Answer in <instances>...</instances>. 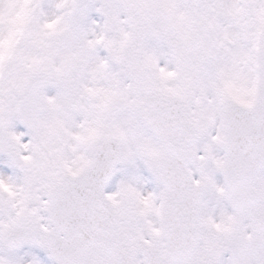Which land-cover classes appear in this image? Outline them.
<instances>
[{
    "label": "snow or ice",
    "instance_id": "6c2138e0",
    "mask_svg": "<svg viewBox=\"0 0 264 264\" xmlns=\"http://www.w3.org/2000/svg\"><path fill=\"white\" fill-rule=\"evenodd\" d=\"M0 169V264H264V0H0Z\"/></svg>",
    "mask_w": 264,
    "mask_h": 264
},
{
    "label": "rangeland",
    "instance_id": "374dc122",
    "mask_svg": "<svg viewBox=\"0 0 264 264\" xmlns=\"http://www.w3.org/2000/svg\"><path fill=\"white\" fill-rule=\"evenodd\" d=\"M0 170H3V169H0ZM4 171H6V170H4Z\"/></svg>",
    "mask_w": 264,
    "mask_h": 264
}]
</instances>
